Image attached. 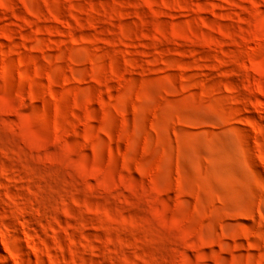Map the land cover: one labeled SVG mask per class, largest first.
I'll list each match as a JSON object with an SVG mask.
<instances>
[{"label":"rangeland","instance_id":"obj_1","mask_svg":"<svg viewBox=\"0 0 264 264\" xmlns=\"http://www.w3.org/2000/svg\"><path fill=\"white\" fill-rule=\"evenodd\" d=\"M0 264H264V0H0Z\"/></svg>","mask_w":264,"mask_h":264}]
</instances>
